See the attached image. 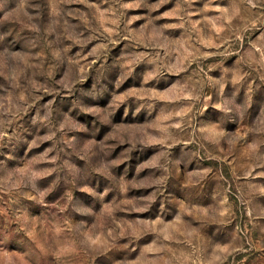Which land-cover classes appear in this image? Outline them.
Wrapping results in <instances>:
<instances>
[{
  "label": "clouds",
  "instance_id": "clouds-1",
  "mask_svg": "<svg viewBox=\"0 0 264 264\" xmlns=\"http://www.w3.org/2000/svg\"><path fill=\"white\" fill-rule=\"evenodd\" d=\"M0 264H264V0H0Z\"/></svg>",
  "mask_w": 264,
  "mask_h": 264
}]
</instances>
